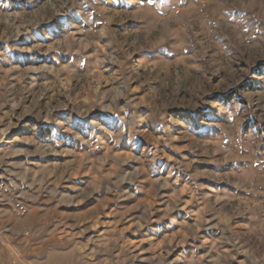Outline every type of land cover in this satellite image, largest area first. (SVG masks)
Returning a JSON list of instances; mask_svg holds the SVG:
<instances>
[{
  "label": "rangeland",
  "instance_id": "1",
  "mask_svg": "<svg viewBox=\"0 0 264 264\" xmlns=\"http://www.w3.org/2000/svg\"><path fill=\"white\" fill-rule=\"evenodd\" d=\"M173 213L160 264H264V0H0V264Z\"/></svg>",
  "mask_w": 264,
  "mask_h": 264
},
{
  "label": "crops",
  "instance_id": "2",
  "mask_svg": "<svg viewBox=\"0 0 264 264\" xmlns=\"http://www.w3.org/2000/svg\"><path fill=\"white\" fill-rule=\"evenodd\" d=\"M175 215L176 213H173L171 216H163L162 218L153 220L150 224L145 225V227L137 233L135 237H132V240L134 242H138V244H141L140 247L136 248V251L138 254H136V258H139V260L135 264H160V242L161 238L168 235L170 232L174 230L177 226H175ZM80 237L79 235H73L71 240V247L70 249L66 247H61V253L65 254L66 256L67 252L70 250L71 252V260L70 264H84L85 259L81 262V259L86 255L84 253H81V251L86 250L88 246L92 249V251H100L104 250L105 254L101 255L104 260L107 261V264H122V261L126 259L127 257V244H117V243H108L103 242L101 240L95 241L94 243L88 242L87 247L85 249L81 246L80 243ZM208 240V239H205ZM142 242V243H141ZM143 242H147L150 244V247L144 248ZM188 243H182L177 245L178 250L185 249ZM190 245H193V243H189ZM84 249V250H83ZM90 249V251H91ZM108 250L110 252L108 253ZM111 250H118L115 253ZM126 251L123 253V251ZM60 252V249H59ZM89 257V255H88ZM125 258V259H124ZM136 260V259H135ZM29 264L27 262H23V264ZM64 264V262H63Z\"/></svg>",
  "mask_w": 264,
  "mask_h": 264
},
{
  "label": "trees",
  "instance_id": "3",
  "mask_svg": "<svg viewBox=\"0 0 264 264\" xmlns=\"http://www.w3.org/2000/svg\"><path fill=\"white\" fill-rule=\"evenodd\" d=\"M143 1H146V0H143Z\"/></svg>",
  "mask_w": 264,
  "mask_h": 264
}]
</instances>
